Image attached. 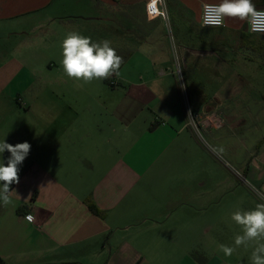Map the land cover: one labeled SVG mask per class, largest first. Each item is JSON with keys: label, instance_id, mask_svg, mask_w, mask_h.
<instances>
[{"label": "crops", "instance_id": "0c3cea01", "mask_svg": "<svg viewBox=\"0 0 264 264\" xmlns=\"http://www.w3.org/2000/svg\"><path fill=\"white\" fill-rule=\"evenodd\" d=\"M148 2L0 0V141L31 145L0 264H251L230 215L264 203V35L204 27L219 0H164L156 19ZM69 31L111 41L120 75L68 79Z\"/></svg>", "mask_w": 264, "mask_h": 264}, {"label": "clouds", "instance_id": "9594fccd", "mask_svg": "<svg viewBox=\"0 0 264 264\" xmlns=\"http://www.w3.org/2000/svg\"><path fill=\"white\" fill-rule=\"evenodd\" d=\"M158 4L163 5L164 0H149L147 9L150 18L153 12H160ZM226 18L246 21L251 32L264 33V10H258L253 0H219V3L204 5L201 16L203 26H223ZM61 49L60 65L70 80L87 84L120 75L123 57L117 55L107 39L95 42L90 36L69 31L61 42ZM30 149L31 145L26 141L15 145L0 141V154L6 150L10 153L6 163L0 162V202L4 206L12 204L10 187L19 184L18 166L29 155ZM27 219L31 222L34 218L29 215ZM230 219L241 230L234 237L235 246L247 248L251 245V264H264V203H257L251 210L237 208ZM236 247L225 244L218 246L225 256H231Z\"/></svg>", "mask_w": 264, "mask_h": 264}, {"label": "built area", "instance_id": "2783aa9c", "mask_svg": "<svg viewBox=\"0 0 264 264\" xmlns=\"http://www.w3.org/2000/svg\"><path fill=\"white\" fill-rule=\"evenodd\" d=\"M205 5V4H204ZM157 7L160 9V12L159 13H155V12H153V14H152V16H151V18L149 17V13H148V9H147V6H146V10H147V14H148V17L150 18V19H156V18H159V17H166V14H165V11L161 8V5H157ZM204 7V6H203ZM258 10H264V9H258ZM202 11H203V9H202ZM201 23H202V19H201ZM224 23H225V21H224ZM203 25V24H202ZM223 26H224V24H223ZM205 27V26H204ZM209 27H212V26H209ZM219 27H222V26H219ZM213 28H218V27H213ZM248 28H249V25H248ZM250 31V30H249ZM250 33H252V34H257V35H264V33H254V32H251L250 31ZM181 73H182V70H181V68L178 66V74L179 75H181ZM112 85L114 84V83H111ZM197 117V116H196ZM196 117H194V119H193V121L195 122L196 121ZM216 122V124L218 125V126H221V124H222V122H221V120H215ZM210 122H212V121H210ZM197 125V124H196ZM29 215H31V214H29ZM29 215H27V216H29ZM32 216V215H31ZM33 217V216H32Z\"/></svg>", "mask_w": 264, "mask_h": 264}, {"label": "trees", "instance_id": "16d2710c", "mask_svg": "<svg viewBox=\"0 0 264 264\" xmlns=\"http://www.w3.org/2000/svg\"><path fill=\"white\" fill-rule=\"evenodd\" d=\"M253 3L255 4L257 9H264V0H253ZM264 41V36L261 38ZM91 210L100 215L99 211L92 205H90Z\"/></svg>", "mask_w": 264, "mask_h": 264}, {"label": "water", "instance_id": "95a60500", "mask_svg": "<svg viewBox=\"0 0 264 264\" xmlns=\"http://www.w3.org/2000/svg\"><path fill=\"white\" fill-rule=\"evenodd\" d=\"M193 52L198 54H209V52H205V51H193Z\"/></svg>", "mask_w": 264, "mask_h": 264}]
</instances>
